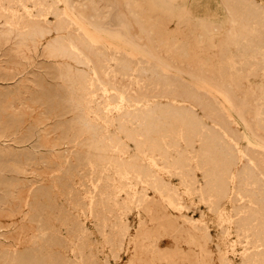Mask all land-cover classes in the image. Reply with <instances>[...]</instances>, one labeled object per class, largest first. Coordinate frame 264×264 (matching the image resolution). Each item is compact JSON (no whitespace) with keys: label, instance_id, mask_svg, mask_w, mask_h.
I'll return each instance as SVG.
<instances>
[{"label":"rangeland","instance_id":"1","mask_svg":"<svg viewBox=\"0 0 264 264\" xmlns=\"http://www.w3.org/2000/svg\"><path fill=\"white\" fill-rule=\"evenodd\" d=\"M125 1L72 0L71 9L67 0H0V264H264L254 236L264 222L240 221L262 184L243 181L240 161L236 193L216 200L205 153L217 117L264 174V0H165L172 10L136 0L123 21L169 71L89 26H117ZM76 17L96 36V56L83 53L89 63L58 52L83 48L72 25L55 31ZM35 22L49 32L28 36ZM124 65L150 90L175 95L160 98L158 112L193 110L206 137L176 123L128 125V113L141 119L155 106L117 113ZM93 71L91 89L76 83Z\"/></svg>","mask_w":264,"mask_h":264},{"label":"bare ground","instance_id":"2","mask_svg":"<svg viewBox=\"0 0 264 264\" xmlns=\"http://www.w3.org/2000/svg\"><path fill=\"white\" fill-rule=\"evenodd\" d=\"M136 0H128L125 1L124 3V12H120L119 14L115 15V19L118 21V25L115 26L114 28H107L102 26L100 23L97 21H89V26L92 29H95L96 32H100L102 30H107L109 33L115 36L121 37L128 45L136 48V49H141L144 55H146L149 59L155 61L159 65H163L166 70H170V66H168L155 52L153 45L152 46H147V47H141L140 43H138L137 39L131 35L128 31V25L123 21V17L125 12L131 13L133 3ZM152 2L159 4L163 6L165 9H171V6L165 1V0H151ZM68 6L73 9V3L72 0H67ZM5 8V7H4ZM24 8V7H23ZM118 9V6L116 7ZM4 11V10H3ZM28 11V10H27ZM45 12V11H44ZM128 15V14H127ZM21 17V16H20ZM38 17V16H37ZM77 19H71L70 21H67L65 19L61 20L55 25V31H61V30H66L68 29L69 25H72L75 27L78 31V34L75 35L74 37L76 39H79L82 42V49L77 48L76 46L73 45L72 42L68 43V49L66 48H59L58 52L62 54H71L74 57H76L79 60L87 61L88 56H96L97 48H96V36H94L90 30L87 29L83 22V18L76 17ZM22 19V18H21ZM47 19V18H46ZM10 21V20H9ZM12 21V20H11ZM40 21V20H39ZM19 24V23H18ZM21 24V23H20ZM27 24H30L27 23ZM33 26H36L37 28H33L31 30L27 29V32H30L28 36H33L37 38L43 37L46 33L49 31H45L41 29L38 24L35 22L33 23ZM29 27V25H26L23 27V29H26ZM49 27V26H48ZM253 27V26H252ZM20 33V32H19ZM147 37L149 41H152L149 33L147 32ZM18 35V34H17ZM21 36L23 34H20ZM19 35V36H20ZM139 38V37H138ZM36 41V40H35ZM29 42V41H28ZM98 45V44H97ZM25 46V45H24ZM57 50V49H56ZM49 52V51H48ZM83 53H86L87 55H84ZM257 53H253L252 57L256 55ZM260 64V62H259ZM123 77L128 78L129 83L125 87V90H121L118 93V98L120 99V105L116 108L117 113L121 114L125 106L128 104V106L135 107L137 110H146L147 106L149 103H152L155 107L151 109L148 114H145L141 119L133 117L131 114H127L126 116V123L130 126L134 124H140L141 121H154V122H161L163 125H171V124H178L177 127L179 126L181 129H184L186 132H190V135L193 138H205L206 134L205 131L203 130L204 124L200 123L195 116H193L194 112L193 110L188 111V112H179L175 110L174 108H171L166 111H160L158 112L155 108H157L156 104H158V100L160 98H170V102L172 103L173 96L174 94H168L165 93L164 95H160L159 91L155 90L156 89V84H153L154 88L151 90L148 88V85L143 82L139 77H131V70L128 65H124L122 68ZM104 75V74H103ZM94 76L95 73L93 71V76L87 80H82L80 78L76 79V83H85L87 86V89H91L94 85ZM174 76V75H173ZM104 78V77H103ZM105 80V79H104ZM179 80V79H178ZM106 81V80H105ZM107 87V86H106ZM105 87V88H106ZM107 93V92H106ZM173 95V96H172ZM181 96V95H180ZM218 97V95H216ZM182 97V96H181ZM222 98V97H221ZM223 99V98H222ZM230 101V100H229ZM194 102V107H201L202 108V103L197 97L193 98ZM225 102V101H224ZM108 103V100H107ZM226 103V102H225ZM224 104V103H223ZM226 105V104H225ZM232 108V107H231ZM234 109V108H233ZM232 109V110H233ZM225 110V109H224ZM229 110V107H228ZM237 110V109H235ZM186 111V110H185ZM191 112V116H190ZM236 114V113H235ZM241 115V114H240ZM229 121V119H227ZM241 119H239L240 121ZM242 121V120H241ZM211 126L209 128V135H207V140H208V149L205 152L206 155L209 156L211 163L214 164L213 166V172L211 174V190L214 193V196L216 197V200L222 199V198H227L231 195H234L236 192L232 191L233 190V184L235 183V180L237 179V174L233 171V168L237 165L238 162L242 161L245 163L244 165L247 168V172L243 176V181L249 182L250 179L255 178L259 183L262 184L263 189L259 191V194L253 197L254 203L250 206V211L247 213L245 212V216L240 219L241 222H264V174L263 173H258L256 174L257 170V164L255 162V159L247 154V153H241L239 152V149H237V146L235 143H233L232 139L228 136L227 130L223 125V122L218 120V118H214L211 120ZM260 123H263V120L261 118ZM235 124V123H234ZM244 124V123H243ZM264 124V123H263ZM104 125V124H103ZM236 125V124H235ZM234 125V126H235ZM205 127V126H204ZM237 127V126H236ZM176 128V127H174ZM238 128V127H237ZM178 129V128H177ZM264 129V128H263ZM106 130V128H105ZM247 130V129H246ZM158 131V129H157ZM150 133V132H149ZM161 133V132H159ZM158 133V135H159ZM174 133V132H173ZM207 133V132H206ZM185 134V132H184ZM208 134V133H207ZM250 134V133H249ZM163 136V134H161ZM166 135V134H165ZM164 135V136H165ZM172 135V134H171ZM181 135V133H180ZM160 136V137H162ZM253 136V135H251ZM166 137V136H165ZM182 137V135H181ZM186 137V136H185ZM183 138V137H182ZM156 139V138H154ZM163 139V138H162ZM166 139V138H165ZM177 139V138H175ZM179 139V138H178ZM169 140V139H168ZM160 142V141H159ZM164 142V141H163ZM182 142V141H181ZM172 143V142H171ZM174 143V140H173ZM164 144V143H163ZM169 144V143H168ZM263 144V143H262ZM261 144V145H262ZM249 144H247L248 146ZM168 146V145H167ZM251 146H249L250 148ZM264 147V146H263ZM247 148V147H246ZM254 148V147H253ZM256 148V147H255ZM199 149V148H198ZM219 149V151L222 154V157L220 158V161L215 162L213 154L214 150ZM169 150V147L168 149ZM246 150V149H245ZM255 150V149H254ZM260 151H262L260 149ZM168 152V151H167ZM176 152V151H175ZM178 152V151H177ZM263 152V151H262ZM166 153V152H165ZM169 153V152H168ZM167 154V153H166ZM143 157V156H142ZM203 157V156H202ZM149 158V157H148ZM171 157L169 156V159ZM150 159V158H149ZM145 160V159H144ZM148 161V160H147ZM200 161V160H199ZM148 163V162H147ZM194 163V162H193ZM240 164V163H239ZM155 166L154 164H152ZM154 169V168H153ZM195 171V170H194ZM142 172V171H141ZM167 174V173H166ZM150 175V174H149ZM165 176V175H164ZM168 195V194H167ZM159 196V195H158ZM238 196V194H237ZM209 198V197H208ZM230 198V197H229ZM239 199V198H238ZM167 200V199H166ZM228 201V200H227ZM242 202V201H241ZM209 204V203H208ZM254 204V205H253ZM248 206V205H247ZM242 214V213H241ZM240 215V214H238ZM244 215V214H243ZM224 217V216H223ZM239 217V216H237ZM242 217V216H241ZM225 218V217H224ZM239 219V218H236ZM230 220V219H229ZM232 220V219H231ZM230 220V222H231ZM235 221V218H234ZM233 221V222H234ZM226 222H229L226 219ZM232 222V223H233ZM236 222V221H235ZM240 222V223H241ZM238 223V221H237ZM236 223V224H237ZM243 224V223H242ZM248 224V223H247ZM254 224V223H253ZM258 224V223H257ZM264 224V223H263ZM234 225V224H233ZM240 224H237V226ZM235 227V225H234ZM250 228V227H249ZM258 230L256 232V242L262 244L264 242V229L263 227H257ZM242 229V228H241ZM234 230V229H233ZM236 230V229H235ZM240 230V229H239ZM250 230V229H249ZM244 231V230H243ZM253 231V230H252ZM239 234V233H238ZM242 234V233H241ZM247 234V233H246ZM246 237V236H245ZM255 239V238H254ZM253 240V239H252ZM251 240V242H252ZM247 241V238H246ZM249 241V239H248ZM254 241V240H253ZM245 243V242H244ZM247 243V242H246ZM253 244V243H252ZM256 245V243L254 244ZM246 247V246H245ZM249 247V246H248ZM254 247V246H253ZM245 249V248H244ZM253 250V249H252ZM259 250V249H258ZM245 251V250H243ZM246 252V251H245ZM250 252V251H249ZM242 254V253H241ZM244 254V253H243ZM247 255V254H246ZM255 256V255H254ZM242 257V256H241ZM244 257V255H243ZM242 257V258H243ZM261 261V260H260ZM253 264V263H252Z\"/></svg>","mask_w":264,"mask_h":264}]
</instances>
